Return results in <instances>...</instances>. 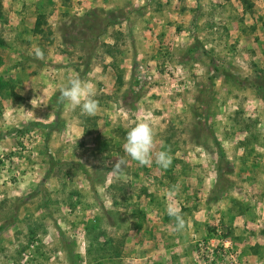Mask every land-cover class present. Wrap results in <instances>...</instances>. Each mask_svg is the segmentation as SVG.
<instances>
[{"label":"rangeland","instance_id":"1","mask_svg":"<svg viewBox=\"0 0 264 264\" xmlns=\"http://www.w3.org/2000/svg\"><path fill=\"white\" fill-rule=\"evenodd\" d=\"M0 264H264V0H0Z\"/></svg>","mask_w":264,"mask_h":264},{"label":"clouds","instance_id":"2","mask_svg":"<svg viewBox=\"0 0 264 264\" xmlns=\"http://www.w3.org/2000/svg\"><path fill=\"white\" fill-rule=\"evenodd\" d=\"M34 55L38 59L44 58L43 51L37 46L34 48ZM59 102H68L71 109L80 108L82 114L95 115L99 108V102L95 99L94 85L81 80L74 75L68 82L59 89ZM156 133L150 119H141L129 128L126 133L123 150L126 156L137 161L140 165H149L153 161V148L155 146ZM155 162L163 169H167L172 163L170 150H160L155 153ZM127 161L124 157L116 160L113 166V174L119 176L123 174ZM172 191L178 193L179 185L173 187ZM167 214L176 222V231L185 228V220L178 207L169 205Z\"/></svg>","mask_w":264,"mask_h":264},{"label":"trees","instance_id":"3","mask_svg":"<svg viewBox=\"0 0 264 264\" xmlns=\"http://www.w3.org/2000/svg\"><path fill=\"white\" fill-rule=\"evenodd\" d=\"M40 17H41V15L39 14H37V16L35 17V20H34V29H37L39 26H40V24L42 23V20L40 19ZM214 70L216 71V69L214 68ZM59 108H60V103L59 102H57V104H56V109H55V121L54 122H49V123H41V124H43V125H45V126H47V128L48 129H52V128H54V126H55V122H56V120H57V118H58V114H59ZM216 171H217V177H219L220 176V167L217 165L216 166Z\"/></svg>","mask_w":264,"mask_h":264}]
</instances>
